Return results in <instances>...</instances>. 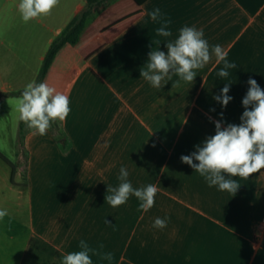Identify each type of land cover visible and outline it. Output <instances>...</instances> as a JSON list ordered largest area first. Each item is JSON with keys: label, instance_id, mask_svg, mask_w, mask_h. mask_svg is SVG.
I'll return each mask as SVG.
<instances>
[{"label": "crops", "instance_id": "crops-1", "mask_svg": "<svg viewBox=\"0 0 264 264\" xmlns=\"http://www.w3.org/2000/svg\"><path fill=\"white\" fill-rule=\"evenodd\" d=\"M18 2L0 0V209L9 213L0 222V264H62L81 240L113 254L92 255L93 264H264V170L232 177L241 186L230 193L180 159L215 134L216 121L241 123L250 77L264 90V0H117L41 81L71 102L45 136L19 119L15 99L40 83L51 45L86 0H60L27 24ZM157 7L171 20L170 37L156 34L161 25L148 13ZM184 26L203 29L210 49L220 45L237 67L221 78L213 55L193 82L172 73L155 88L141 68L150 51L167 53ZM226 84L225 107L214 97ZM121 167L133 188H158L147 212L135 196L116 208L106 202ZM157 217L165 228L153 227Z\"/></svg>", "mask_w": 264, "mask_h": 264}, {"label": "clouds", "instance_id": "clouds-1", "mask_svg": "<svg viewBox=\"0 0 264 264\" xmlns=\"http://www.w3.org/2000/svg\"><path fill=\"white\" fill-rule=\"evenodd\" d=\"M60 0H19L17 11L21 20L27 24L33 20L50 16L58 7ZM152 21L161 26L156 29L157 36L170 37V19H165L157 7L148 13ZM167 53L152 50L148 62L141 68V77L155 88H161L166 78L174 73L185 82H193L197 70L203 69L213 55L216 64L223 62L217 75L227 78L230 70L237 67L234 62L227 60L228 52L220 45L211 47L204 38L203 29L194 26H184L179 30L174 41L166 43ZM249 88L242 100L244 112L239 125L228 124L222 128L221 122H215V134L206 138L203 146L197 145L196 151L190 155H182L181 162L189 165L195 172L205 179L209 187L218 186L221 191L236 193L241 186L232 177L247 179L253 174L264 170V90L251 77ZM230 84L221 90V95L214 97L222 106H227L232 99L228 95ZM69 97L49 86L46 82H29L21 95L15 99L16 111L19 119L33 135L45 136L52 123L64 122L71 112ZM222 116V113H221ZM193 161H198L194 163ZM128 171L120 168L119 186L108 187L106 202L113 208L125 204L130 196L139 201L138 210L147 212L155 204L158 188L148 184L143 188H133L128 181ZM226 176L228 178H226ZM110 193V194H109ZM9 213L7 209H0V222ZM167 226V219L157 217L153 227L163 229ZM103 248V245H100ZM78 251L67 253L62 257V264H93L92 255H98L103 260L111 261L112 253H101L93 249L85 240L79 242Z\"/></svg>", "mask_w": 264, "mask_h": 264}, {"label": "trees", "instance_id": "trees-1", "mask_svg": "<svg viewBox=\"0 0 264 264\" xmlns=\"http://www.w3.org/2000/svg\"><path fill=\"white\" fill-rule=\"evenodd\" d=\"M116 1L117 0H86L83 11L71 21L62 34L56 38L51 45L41 69L39 82L46 78L62 48L67 45H77L81 41L89 25L102 11Z\"/></svg>", "mask_w": 264, "mask_h": 264}, {"label": "built area", "instance_id": "built-area-1", "mask_svg": "<svg viewBox=\"0 0 264 264\" xmlns=\"http://www.w3.org/2000/svg\"><path fill=\"white\" fill-rule=\"evenodd\" d=\"M259 228H264V219L260 222Z\"/></svg>", "mask_w": 264, "mask_h": 264}]
</instances>
